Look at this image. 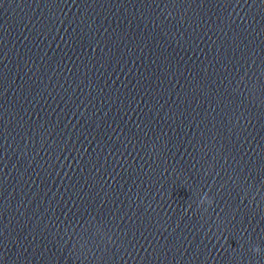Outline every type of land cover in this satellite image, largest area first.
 Instances as JSON below:
<instances>
[{"label":"water","instance_id":"obj_1","mask_svg":"<svg viewBox=\"0 0 264 264\" xmlns=\"http://www.w3.org/2000/svg\"><path fill=\"white\" fill-rule=\"evenodd\" d=\"M255 247L264 0H0V264H264Z\"/></svg>","mask_w":264,"mask_h":264},{"label":"clouds","instance_id":"obj_2","mask_svg":"<svg viewBox=\"0 0 264 264\" xmlns=\"http://www.w3.org/2000/svg\"><path fill=\"white\" fill-rule=\"evenodd\" d=\"M199 206L203 207V206H211V200L208 197L207 194H204L203 196H201L200 200H199ZM252 251L256 254H262V252H264V250H262L259 247H255L252 249Z\"/></svg>","mask_w":264,"mask_h":264}]
</instances>
